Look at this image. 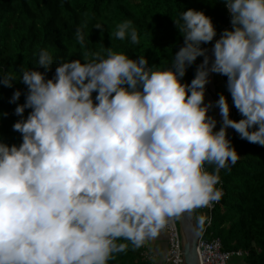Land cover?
I'll list each match as a JSON object with an SVG mask.
<instances>
[{
    "label": "clouds",
    "instance_id": "obj_1",
    "mask_svg": "<svg viewBox=\"0 0 264 264\" xmlns=\"http://www.w3.org/2000/svg\"><path fill=\"white\" fill-rule=\"evenodd\" d=\"M224 4L231 27L214 40L211 57L201 45L216 27L188 7L173 19L183 43L168 66L109 48L57 63L46 78L53 56L41 48L35 65L44 71L28 68L19 79L0 73L4 86H27L12 124L21 142L0 140V264H108L129 243L142 247L172 219L220 199L219 171L238 159L227 129L264 146V0ZM112 34L138 42L131 20ZM75 35L82 43L80 28ZM198 56L194 76L183 81ZM210 73L226 76L240 113L230 117L220 93L219 128L208 114L213 102H205ZM20 95L15 89L9 102ZM194 219L202 230L208 217Z\"/></svg>",
    "mask_w": 264,
    "mask_h": 264
},
{
    "label": "trees",
    "instance_id": "obj_2",
    "mask_svg": "<svg viewBox=\"0 0 264 264\" xmlns=\"http://www.w3.org/2000/svg\"><path fill=\"white\" fill-rule=\"evenodd\" d=\"M188 7L203 10L215 27L228 24L224 0H0V73L11 72L19 79L28 68L44 71L35 65L41 48H47L53 56L46 78L54 75L57 63L76 58L83 61L85 53L89 59L93 53L105 55L109 48L132 57L143 54L149 64L168 66L172 53L183 43L173 19L178 20ZM123 20L132 21L137 43L112 34ZM96 23L102 25L103 31L94 26ZM77 28L84 36L82 43L76 38ZM216 38L218 31L212 41L201 46L208 48ZM202 59L198 56L187 67L183 81H191ZM214 84L217 95L227 97L232 118L239 119L240 113L226 88V76L214 73ZM15 89H20L21 95L9 102ZM26 91L21 80L10 87L0 84V140L9 145H19L22 139L12 124L20 119L14 108L24 102ZM29 111L25 108L23 116ZM231 141L238 159L219 171L223 194L214 207L206 236L220 238L224 250L246 254L250 264H264V146L242 139L235 130ZM108 264H154L149 242L139 248L129 243Z\"/></svg>",
    "mask_w": 264,
    "mask_h": 264
},
{
    "label": "built area",
    "instance_id": "obj_3",
    "mask_svg": "<svg viewBox=\"0 0 264 264\" xmlns=\"http://www.w3.org/2000/svg\"><path fill=\"white\" fill-rule=\"evenodd\" d=\"M227 16L228 24L226 25V27L230 28L231 23L229 12ZM217 186L220 187L223 192L221 179ZM219 200L213 202L211 207L200 208L206 211L205 214L208 217L198 238L197 251L200 259V264H229V261L232 257H237L243 254L241 251L224 250L220 238H208L206 236V230L212 223V212ZM176 221V218L172 219V221L164 229L167 235V248L165 253V261L167 264H182L181 238L179 227Z\"/></svg>",
    "mask_w": 264,
    "mask_h": 264
},
{
    "label": "water",
    "instance_id": "obj_4",
    "mask_svg": "<svg viewBox=\"0 0 264 264\" xmlns=\"http://www.w3.org/2000/svg\"><path fill=\"white\" fill-rule=\"evenodd\" d=\"M212 44L208 47L210 57ZM205 97L207 99L210 98V101L213 102V106L210 107V111L214 108L216 113L220 116L219 108L214 104V102L218 98L214 84V73L209 74V80L205 85ZM229 115L230 117H232L231 111H229ZM233 135L234 129L229 127L227 129V136L232 140ZM194 217L195 213H193L192 215L185 213L176 218L181 238L182 264H200L197 247L201 230L197 229Z\"/></svg>",
    "mask_w": 264,
    "mask_h": 264
},
{
    "label": "crops",
    "instance_id": "obj_5",
    "mask_svg": "<svg viewBox=\"0 0 264 264\" xmlns=\"http://www.w3.org/2000/svg\"><path fill=\"white\" fill-rule=\"evenodd\" d=\"M221 90V89H219ZM211 115V114H210ZM219 123V124H218ZM218 126L220 127V122H218ZM150 249L152 251V257L157 253L161 255H156V264H167L165 261V253L167 248V235L166 232L163 231L160 236L156 239L149 241ZM229 264H250L248 256L243 254L242 256H234L230 259Z\"/></svg>",
    "mask_w": 264,
    "mask_h": 264
},
{
    "label": "rangeland",
    "instance_id": "obj_6",
    "mask_svg": "<svg viewBox=\"0 0 264 264\" xmlns=\"http://www.w3.org/2000/svg\"><path fill=\"white\" fill-rule=\"evenodd\" d=\"M221 27V28H220ZM226 27V25L224 24V25H220V26H217L216 27V30L218 31V36H219V34H220V32L224 29ZM214 42V41H213ZM212 42V43H213ZM211 43V44H212ZM210 44V45H211ZM218 81V80H217ZM217 85H218V87H221V84L219 83V82H217ZM205 102L207 103V102H209V99H207L206 97H205ZM209 111H210V108H209ZM209 111H208V114H209ZM211 115L212 116H214L215 118H216V120H217V123L218 122H221V117L216 113V111H215V109L213 108L212 109V111H211ZM219 124V123H218ZM218 124H216V128H219V127H217L218 126ZM207 167H212V168H214L215 166L214 165H211V164H208V165H206ZM205 210H202V209H196L195 211H194V213H195V215L196 214H198V213H204L205 214ZM177 222V221H176ZM210 229H213V227L211 226L210 227ZM210 232V231H209ZM209 232L207 233V235H209Z\"/></svg>",
    "mask_w": 264,
    "mask_h": 264
},
{
    "label": "bare ground",
    "instance_id": "obj_7",
    "mask_svg": "<svg viewBox=\"0 0 264 264\" xmlns=\"http://www.w3.org/2000/svg\"><path fill=\"white\" fill-rule=\"evenodd\" d=\"M209 99V101H210V98H208Z\"/></svg>",
    "mask_w": 264,
    "mask_h": 264
}]
</instances>
